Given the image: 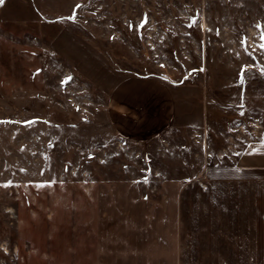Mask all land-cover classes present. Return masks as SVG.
<instances>
[{
    "label": "rangeland",
    "instance_id": "1",
    "mask_svg": "<svg viewBox=\"0 0 264 264\" xmlns=\"http://www.w3.org/2000/svg\"><path fill=\"white\" fill-rule=\"evenodd\" d=\"M261 45L264 0H4L0 264H251L197 173L200 137L264 127ZM133 75L174 95L144 142L111 109Z\"/></svg>",
    "mask_w": 264,
    "mask_h": 264
},
{
    "label": "crops",
    "instance_id": "2",
    "mask_svg": "<svg viewBox=\"0 0 264 264\" xmlns=\"http://www.w3.org/2000/svg\"><path fill=\"white\" fill-rule=\"evenodd\" d=\"M111 96V109L128 118L123 123L127 129L120 130L122 136L144 142L163 135L169 128L175 105L165 81L149 75L129 76ZM260 129L258 136L247 138L241 146L240 140H236L232 144L222 143L215 151L209 150L207 140L204 144L200 137L198 156L200 185L214 184L217 206L228 210L231 204L235 208L231 220H225L232 223V231L236 232L232 238L240 239L241 247L246 241L251 264H264V127ZM212 154L216 157L214 162L209 160Z\"/></svg>",
    "mask_w": 264,
    "mask_h": 264
},
{
    "label": "snow or ice",
    "instance_id": "3",
    "mask_svg": "<svg viewBox=\"0 0 264 264\" xmlns=\"http://www.w3.org/2000/svg\"><path fill=\"white\" fill-rule=\"evenodd\" d=\"M3 3H4V0H0V4H3ZM77 7H79V5H77ZM261 47H264V45H261ZM261 71L264 72V67L261 68ZM70 79H71V77H66V78H65V81H62V83H63V82H67V81L70 80ZM85 119H87V118L85 117ZM8 183L10 184L11 181H8ZM6 250H7V249H5V251H6Z\"/></svg>",
    "mask_w": 264,
    "mask_h": 264
}]
</instances>
